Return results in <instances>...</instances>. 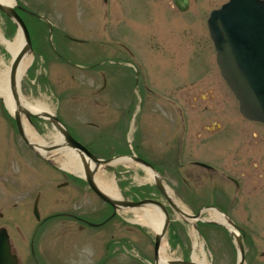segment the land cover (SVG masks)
Segmentation results:
<instances>
[{
	"label": "rangeland",
	"instance_id": "obj_1",
	"mask_svg": "<svg viewBox=\"0 0 264 264\" xmlns=\"http://www.w3.org/2000/svg\"><path fill=\"white\" fill-rule=\"evenodd\" d=\"M143 1L110 0L108 14L104 17L100 0H82L78 9L75 0H17L32 12L24 13L23 20L36 53L21 79V91L28 100L47 102L71 135L93 152L106 158L133 152L149 162L161 172L173 197L189 213L196 214L205 207L218 209L215 174L196 180L197 175L190 173L203 170L188 164L192 159L212 160L208 157L214 156L213 149H197L196 129L192 128L191 142L182 159L184 165L177 168L176 141L170 138L178 134L175 110L165 100L157 99L153 92L156 86L170 85L165 89L170 91L166 95L184 103L189 122H209L215 118L216 114L208 115L203 109L214 107L218 113V92L214 88L219 85L214 83L218 78L215 79L213 73L202 78L195 74L183 46H188L189 54H193L209 11L226 0H190L187 13H177L171 0ZM146 11L149 15H145ZM188 24L192 26H184ZM0 30L3 33L7 30L8 39L18 32L1 14ZM170 43L181 47L172 48ZM122 45L131 50L130 54L121 51ZM173 54L184 57L180 61L164 58ZM205 55L216 66L209 40ZM1 57L9 63L12 55L0 44ZM144 80L154 86H150L152 90L144 88ZM186 89L191 101L186 99L188 94H183ZM199 94L202 98L213 95L214 101L201 102L204 99H199ZM2 118L0 112V122H5ZM170 122H175L173 130L168 127ZM38 125L46 137L56 133L47 122ZM75 126L80 127L79 134ZM1 137L0 156L10 162L11 169L28 170L32 189L44 190L41 205L48 213L63 211L86 216L91 223H100L96 227L86 224L79 230L78 225L65 216L49 220L41 228L42 234L32 239L34 246L44 249L47 259H55L57 264H98L99 261H104L103 264H153L155 234L130 221L131 210H119L112 220L100 222L101 216L111 213V207L81 178L60 174L53 165L30 152L18 136L15 140ZM11 150L13 159H6ZM169 164L176 165V171L169 168ZM54 165L58 166L57 162ZM98 172L115 179L123 198H153L166 205L171 222L162 245L167 248L170 259H190L193 243L198 239L206 250V264H236L237 250L225 227L199 221L195 230L156 191L145 167L126 161L102 166ZM261 180L253 184L261 188ZM260 195H263L262 188L250 198ZM210 215L209 209L202 214L207 219ZM232 215L245 233V263L264 264V206H236ZM124 239L126 250L123 246L118 248ZM10 240L21 264H35L27 250L28 239L14 236Z\"/></svg>",
	"mask_w": 264,
	"mask_h": 264
},
{
	"label": "flooded vegetation",
	"instance_id": "obj_2",
	"mask_svg": "<svg viewBox=\"0 0 264 264\" xmlns=\"http://www.w3.org/2000/svg\"><path fill=\"white\" fill-rule=\"evenodd\" d=\"M76 9L82 3V0H75ZM103 7L107 5L108 0H102ZM84 4V3H83ZM24 10L18 8V13L22 16ZM192 26V25H184ZM201 27V31L197 36L196 45H194L193 54H189L188 46H183L187 50L188 63H191L194 68V73L198 76H205L207 73H213V77L218 78V86H214L216 93L218 92V113L214 107H205L203 111L208 115L216 114L209 122H189V114L187 113L184 103L175 98H169L168 104L175 110L176 118L178 120V134L170 135L176 141V149L179 146L187 148L190 140V132L192 128L196 129L194 140L199 144V147L206 149H213L214 156L212 160L192 159L188 164L196 167V180H201L205 177H210L208 174H215V181L218 188V208L223 213H228L234 223L232 210L234 207H261L264 206V124L255 120L245 118L239 111L238 103L233 94L222 80L217 67L212 63L209 57H206V47L208 45L207 38V24ZM196 29V28H195ZM205 29V32H204ZM179 30V29H177ZM198 33V32H197ZM158 36V34H156ZM160 37V36H159ZM170 42V41H169ZM168 42V43H169ZM172 48L180 49L179 44L170 43ZM164 45H162L163 47ZM158 47V46H157ZM159 48V47H158ZM184 55L173 54L166 59L180 61ZM190 73V70H188ZM216 79V78H215ZM170 85L156 86L159 93L167 94L166 87ZM213 87V86H211ZM148 90L151 88L147 87ZM166 89V90H165ZM209 91V89H207ZM187 89L184 95L186 99L192 100ZM200 96L199 99L202 98ZM206 98V99H205ZM202 98V101H214L213 95ZM2 106V101L0 99ZM2 109V107H1ZM218 115V116H217ZM2 119L7 122H0V137L9 140H15V136H19V131L15 122H8V116L2 114ZM175 122H170V126L174 127ZM182 144V145H181ZM208 147V148H207ZM176 152V150H175ZM212 153V151H210ZM7 158L13 159V152H7ZM199 154V153H198ZM202 157H207L199 154ZM199 162L208 163L211 167H204ZM183 164H179L181 168ZM208 175V176H207ZM262 179V192L260 197L250 198L253 193L258 192L261 188L254 185L256 180L259 183ZM213 179V177H212ZM173 184V180H170ZM33 196V198H32ZM45 199L44 190L38 188L32 189L29 181V172L24 167L16 170L11 169V164L0 156V228H5L9 236H14L20 239H28L27 250L32 257L35 264H57L55 259H47L46 253L42 248H33L32 239L41 234V228L52 218L67 217L73 220L79 227L83 229L87 224L88 218L86 216L67 213L63 211H56L55 213H48L46 208L41 205ZM57 204V203H56ZM106 219V218H105ZM104 219V220H105ZM243 232V231H242ZM244 234V233H243ZM252 238L254 239V233ZM12 248V247H11ZM250 249L253 248L251 247ZM43 250V252H42ZM12 253L18 254L15 248H12ZM262 256L264 254L262 253ZM49 262V263H46ZM103 262L99 264H103Z\"/></svg>",
	"mask_w": 264,
	"mask_h": 264
},
{
	"label": "water",
	"instance_id": "obj_3",
	"mask_svg": "<svg viewBox=\"0 0 264 264\" xmlns=\"http://www.w3.org/2000/svg\"><path fill=\"white\" fill-rule=\"evenodd\" d=\"M172 1L181 11H185L189 6V0ZM0 9L8 17L16 21L25 39L23 47L17 56L13 58L11 65L10 77L12 83L15 85L16 72L21 59L25 54L32 52L31 39L26 25L12 6L0 3ZM209 24L211 35L216 45L217 63L223 78L239 101L240 111L250 119L264 122V0H230L220 10L212 12ZM17 106L13 115L26 145L35 153L44 157L41 152L36 150L37 146L26 136L22 126V114L26 116L29 122H31V117H41L51 122L63 137V141L43 146V150L49 152L54 149L68 148L76 151L82 161L85 179L90 188L100 199L110 204L115 211L128 208L139 209L148 206H157L162 210L165 220L161 231L155 235L154 242L155 264H160L161 244L170 222L166 206L154 199L146 198L130 201L116 199L104 193L96 184L95 176L99 167L110 163L112 159H101L91 153L71 136L56 115L48 112L33 113L22 107L19 101H17ZM132 159L153 169L148 162L140 158L132 157ZM155 184L171 208L179 216L192 223L201 219L202 211L197 214L188 213L174 202L168 195L160 177L156 178ZM229 223L235 227L232 221H229ZM194 227L197 228L195 224ZM236 241L239 248L238 264H243L244 249L242 241L238 236L236 237ZM0 264H18L16 256L10 252L8 235L4 229H0ZM165 264L198 263L192 260L176 259L167 261Z\"/></svg>",
	"mask_w": 264,
	"mask_h": 264
},
{
	"label": "bare ground",
	"instance_id": "obj_4",
	"mask_svg": "<svg viewBox=\"0 0 264 264\" xmlns=\"http://www.w3.org/2000/svg\"><path fill=\"white\" fill-rule=\"evenodd\" d=\"M15 1L16 0H0V3L7 6H11L14 5ZM24 42L25 39L20 29L18 30L16 35L11 39L5 38L4 34L0 30V44L6 49L8 53L12 55V57L17 56V54L23 47ZM33 59L34 57L31 53L25 54L24 57L21 59L17 68V73L15 77L16 83L14 85L10 77L11 65L6 61L5 58H0V94L2 95L5 104L11 113H14L17 109V101L21 103L22 107L30 110L33 113L52 112L47 102L41 99L28 100L20 90V81L24 74L27 72L32 62L34 61ZM22 118L24 119L23 124L25 132L29 140L37 146V150H39L47 158L51 159L54 162H57V164L64 170H67V172L73 173L79 177L84 176L83 165L80 162L79 157L75 154L67 151L66 149H54L52 152H46L43 150V146H48L51 143L62 141L60 135L55 133L49 137L40 136L34 131L33 128L26 124V122L28 121L24 114H22ZM128 159L129 158L127 157L117 158L112 161V164L118 162H126L128 161ZM146 172L149 181H155L156 178L159 176L150 168H146ZM95 180L98 187L104 193L116 199L121 198L120 191L113 177H107L102 172H98V174H96L95 176ZM167 191L168 195L171 197V192L168 189ZM176 204L181 209L186 211L182 203L176 200ZM209 211L211 212L209 220L225 224L227 227L232 229L235 236H237V231H235L228 224L226 216L218 212V210L216 209H209ZM131 212L133 213V218L130 221L146 227L154 234L161 231L165 217L159 207L148 206L140 209H132ZM160 251V264H165L167 261L170 260L167 248L162 245ZM206 255L207 254L203 243L198 239L195 240L193 243L191 260L197 262L198 264H206Z\"/></svg>",
	"mask_w": 264,
	"mask_h": 264
}]
</instances>
